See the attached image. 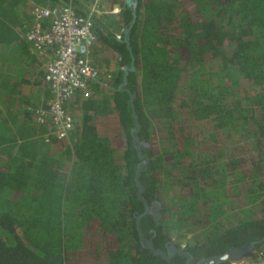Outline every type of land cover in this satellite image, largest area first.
<instances>
[{"label": "trees", "instance_id": "16d2710c", "mask_svg": "<svg viewBox=\"0 0 264 264\" xmlns=\"http://www.w3.org/2000/svg\"><path fill=\"white\" fill-rule=\"evenodd\" d=\"M133 1L94 19L93 59L116 69L69 98L60 141L36 122L48 57L22 31L32 5L66 0H0V264H184L139 245L134 123L154 248L264 247V0Z\"/></svg>", "mask_w": 264, "mask_h": 264}, {"label": "built area", "instance_id": "2783aa9c", "mask_svg": "<svg viewBox=\"0 0 264 264\" xmlns=\"http://www.w3.org/2000/svg\"><path fill=\"white\" fill-rule=\"evenodd\" d=\"M78 1L82 0H66L53 6L32 5L28 11L29 23L22 31L23 39L33 50L48 57L43 81L50 97L44 106L34 110L36 122L47 125L60 141L66 140L74 128L72 115L66 108L69 98L77 91L84 94L89 84L106 88L112 78L110 70L98 67L91 57L93 17L99 14L102 5L99 0H89L85 12L79 14L73 6ZM229 264H264V247L253 256L247 253Z\"/></svg>", "mask_w": 264, "mask_h": 264}, {"label": "water", "instance_id": "95a60500", "mask_svg": "<svg viewBox=\"0 0 264 264\" xmlns=\"http://www.w3.org/2000/svg\"><path fill=\"white\" fill-rule=\"evenodd\" d=\"M124 3L127 7H130L132 9L135 7V2L133 0H124ZM134 124H135V128H131L129 132L131 135V144L136 151L137 157L140 159V161L136 165V169L133 175V182L136 188L135 195L136 198L142 204V211L135 216V221H134L139 245L140 247L146 249L148 253L157 255L162 260L168 261L174 254H178L179 256L185 259L184 264H190V262H192L193 260V257L187 251L176 248L172 244H167L165 246V251H163L160 248H154L151 238L143 237V233L140 227V218L149 212V205L142 196L143 186L138 180V175L146 166L148 162V156L144 153H141L140 151V147L137 144V136L135 135L137 130L136 128L137 124L136 123ZM253 245L254 242H250L248 244H242L238 248L231 246L221 254L202 257L195 264H221V263L231 262L246 255L253 248Z\"/></svg>", "mask_w": 264, "mask_h": 264}, {"label": "rangeland", "instance_id": "374dc122", "mask_svg": "<svg viewBox=\"0 0 264 264\" xmlns=\"http://www.w3.org/2000/svg\"><path fill=\"white\" fill-rule=\"evenodd\" d=\"M85 1V4L88 6L89 4V0H84ZM99 3L100 5H102V9L101 11L99 12V14H96L93 18L95 19L96 17H103L105 15H109L110 16H115V15H118L119 14V11L121 9V6L119 5V3H114L112 5H110V2L108 3V0H99ZM114 8V9H113ZM111 22V25H114V20L110 21ZM115 35H118V34H115ZM95 54L96 52L93 51L92 53V58L95 57ZM112 61V60H111ZM110 62V65H114V62ZM108 62V60L106 61V63ZM116 69V66H112L110 70V72L114 71ZM208 72V71H206ZM185 77L186 75L185 74H182L181 77H180V80L178 82V91L177 93L182 90L184 88V83L186 82L185 81ZM40 96L37 97V99H39ZM74 115L77 114L76 113V109L74 110ZM105 124L108 125V126H115V122H107L105 121V123L102 125V128H105ZM82 261L83 262H87L86 260L84 259H80L78 261H71L69 262L68 264H82ZM98 264H103V259H100V262ZM226 264H229V262H227Z\"/></svg>", "mask_w": 264, "mask_h": 264}, {"label": "crops", "instance_id": "0c3cea01", "mask_svg": "<svg viewBox=\"0 0 264 264\" xmlns=\"http://www.w3.org/2000/svg\"><path fill=\"white\" fill-rule=\"evenodd\" d=\"M27 42V41H26ZM28 43V42H27ZM29 44V43H28ZM30 45V44H29ZM92 55V54H91ZM92 60L94 61V59L92 58ZM107 61V60H106ZM105 61V62H106ZM94 63L98 66V67H100V68H103V69H107L106 67H104L103 65H102V63H100V61L98 62V60H96L95 59V61H94ZM108 63V62H107ZM109 67H112L111 65H109ZM109 69H111V68H109ZM16 78H18V77H16Z\"/></svg>", "mask_w": 264, "mask_h": 264}, {"label": "flooded vegetation", "instance_id": "af4514ba", "mask_svg": "<svg viewBox=\"0 0 264 264\" xmlns=\"http://www.w3.org/2000/svg\"><path fill=\"white\" fill-rule=\"evenodd\" d=\"M199 259L201 258L193 257V260L190 262V264H195Z\"/></svg>", "mask_w": 264, "mask_h": 264}, {"label": "clouds", "instance_id": "9594fccd", "mask_svg": "<svg viewBox=\"0 0 264 264\" xmlns=\"http://www.w3.org/2000/svg\"><path fill=\"white\" fill-rule=\"evenodd\" d=\"M94 50V49H93ZM93 53V52H92ZM91 57H92V55H91Z\"/></svg>", "mask_w": 264, "mask_h": 264}]
</instances>
